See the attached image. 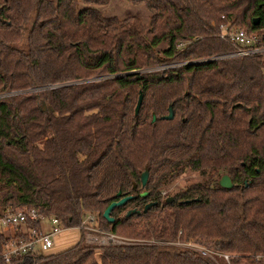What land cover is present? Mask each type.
Here are the masks:
<instances>
[{
    "label": "trees",
    "instance_id": "1",
    "mask_svg": "<svg viewBox=\"0 0 264 264\" xmlns=\"http://www.w3.org/2000/svg\"><path fill=\"white\" fill-rule=\"evenodd\" d=\"M128 1L148 22L106 15L107 0H0V208L83 233L96 216L127 240L0 264H264V55H224L219 36L221 23L263 33L264 0ZM187 169L201 180L163 195ZM192 241L209 255L177 245Z\"/></svg>",
    "mask_w": 264,
    "mask_h": 264
},
{
    "label": "built area",
    "instance_id": "2",
    "mask_svg": "<svg viewBox=\"0 0 264 264\" xmlns=\"http://www.w3.org/2000/svg\"><path fill=\"white\" fill-rule=\"evenodd\" d=\"M219 36L232 43L235 48L224 55H264V32L249 31L238 25L221 23ZM88 218L92 220L93 216L90 215ZM29 222H37L38 225ZM66 229L68 227H62L57 217L44 215L34 207L22 209L5 204L0 208V231L5 236L0 249V260L10 261L14 256L28 252L48 254L50 253L48 250L54 246L58 236ZM87 236L100 243H107L109 238L117 241L113 243L125 242L115 239L112 234L102 237L90 234ZM194 248L209 255L207 248L199 246ZM222 255L228 261L229 254ZM253 257L264 260V253H257Z\"/></svg>",
    "mask_w": 264,
    "mask_h": 264
},
{
    "label": "rangeland",
    "instance_id": "3",
    "mask_svg": "<svg viewBox=\"0 0 264 264\" xmlns=\"http://www.w3.org/2000/svg\"><path fill=\"white\" fill-rule=\"evenodd\" d=\"M98 7L101 8L102 11L106 15L125 16V15L134 14V15L139 16L145 22H148V20H149V14L150 13L145 8V6L143 4H138V3L133 4L128 0H107V2L105 4L99 5ZM201 178H202V176L200 175V173L198 171H193V170L187 169L183 173H181L179 176L174 178L169 184H167L162 189V194L163 195L165 194L167 196H172L177 191H179L180 189L185 187L187 184L201 180ZM2 192H3V189L0 190V196H1ZM46 222L48 223L47 220H46ZM95 225H96V216H95V218L93 217V219L87 223V225L85 226L86 229H85L84 233L77 226H68V229H66L64 231L65 233H63L62 236L59 238L60 239L59 243L52 246L48 250V252L60 251L62 249H65V248L75 244L78 241H80L82 243H86V244H91V245H100V244H108V243L117 242V241H114V240L109 238L107 243H100V242L96 241L94 238H89V236H87L88 234H90L92 236L95 235V236H100V237L109 236L110 234H112L115 239L124 240L125 241L124 243H126L127 240L125 239V237L115 235L113 233H109L106 231H102L101 229L97 228ZM177 245L182 246V247L187 246L190 248H194V246H198V245L194 244L193 241H192V243L185 242L183 244L181 242H179V243H177Z\"/></svg>",
    "mask_w": 264,
    "mask_h": 264
},
{
    "label": "water",
    "instance_id": "4",
    "mask_svg": "<svg viewBox=\"0 0 264 264\" xmlns=\"http://www.w3.org/2000/svg\"><path fill=\"white\" fill-rule=\"evenodd\" d=\"M253 21L256 22L257 18L255 17ZM141 100H142V93L140 91L138 94L136 104H135V109H134L135 114L138 113V110H139V107L141 104ZM172 116H173V109H172L171 104H169L168 105V112L166 114H163L161 117L162 118H172ZM155 118H156V116H155V114H153L152 120H154ZM139 177H140L141 185H144L148 179V167L147 166H145L144 169L140 172ZM218 184L222 187L230 188L233 186L234 183H233L231 176L228 173H223V174H221V176L218 179ZM119 194H120V192H117V195H119ZM146 194H147V190H142L140 192V195H142V196L146 195ZM132 196L133 195L128 194V195L120 196L118 199L112 200L103 210V216L106 217L109 221H112L114 218H113V216L110 215L111 209L116 205H120V204L124 203L127 199H129ZM189 200L190 199H186L184 201H189ZM154 203H155V201L147 202L143 207V211H145L148 207H150ZM134 211H135L134 208L127 210L125 212V216L130 215Z\"/></svg>",
    "mask_w": 264,
    "mask_h": 264
},
{
    "label": "crops",
    "instance_id": "5",
    "mask_svg": "<svg viewBox=\"0 0 264 264\" xmlns=\"http://www.w3.org/2000/svg\"><path fill=\"white\" fill-rule=\"evenodd\" d=\"M63 233H65V232H62V233L58 236V239L56 240V243H55V244H58V243H59V241H60L59 238L62 236ZM55 244H54V245H55ZM50 253H51V252H50Z\"/></svg>",
    "mask_w": 264,
    "mask_h": 264
}]
</instances>
